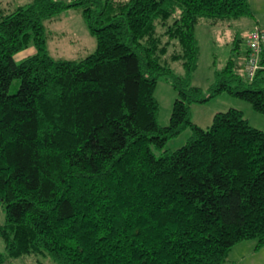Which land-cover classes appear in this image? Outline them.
Here are the masks:
<instances>
[{"label": "trees", "instance_id": "trees-1", "mask_svg": "<svg viewBox=\"0 0 264 264\" xmlns=\"http://www.w3.org/2000/svg\"><path fill=\"white\" fill-rule=\"evenodd\" d=\"M70 8L81 10L96 47L78 61L56 60L45 23ZM251 17L248 0H33L0 9V264L22 256L232 264L238 243L263 248L264 131L235 108L202 129L189 109L225 93L264 115V71L246 78L247 49L214 72L208 95L191 85L196 26ZM29 46L34 53L15 62ZM170 47L182 76L162 60ZM160 78L177 93L165 126L154 97ZM187 128L184 146L164 149Z\"/></svg>", "mask_w": 264, "mask_h": 264}, {"label": "rangeland", "instance_id": "rangeland-1", "mask_svg": "<svg viewBox=\"0 0 264 264\" xmlns=\"http://www.w3.org/2000/svg\"><path fill=\"white\" fill-rule=\"evenodd\" d=\"M33 0H0V9L2 11H13L20 5H28ZM69 2L71 0H63ZM255 18H241L237 21L216 26H209L207 23L201 22L196 26L195 35L198 41L199 53L197 68L192 74L191 85L198 87L205 95H208V89L214 82V72L224 67L228 58L234 57L233 39L236 36L240 38L243 31H247L253 21H259L263 26V22L259 19L264 17V0H250ZM254 18V19H253ZM46 25V41L49 55L56 60H74L78 61L94 52L96 40L90 34L86 24L82 18L81 10L78 8H70L63 10L55 19L45 23ZM248 30V31H250ZM247 31V32H248ZM246 32V33H247ZM245 33V34H246ZM244 34V35H245ZM244 38V37H243ZM241 39V38H240ZM241 49L244 43H240ZM34 47L29 46L16 53L13 56L15 62L19 63L27 56L34 53ZM173 48L168 49V54L162 60H168V65L177 76L184 74L181 62L169 60V55ZM244 51V50H243ZM243 55V54H242ZM19 80H14L9 88V93L14 94L19 87ZM154 97L158 102L157 123L165 126L169 122L171 109L177 93L173 89L171 83L160 78L154 89ZM230 108L239 109L249 124L256 129L264 131V115L257 113L252 109L250 104L241 99L229 96L225 93L219 94L211 98L205 103H192L189 106L191 121L201 127L208 129L212 123V118L217 112H224ZM191 137V130L185 129L178 136L169 139L164 149L176 150L184 146ZM158 156L159 151H155ZM4 222V213L0 207V225ZM254 240L242 241L235 245L229 255L228 260L242 261L245 264L254 263L253 260L262 259L264 262V254L259 253L250 259L254 250ZM3 252V245L0 241V253ZM250 259V260H249ZM40 263H37V261ZM4 264H52L48 259L42 256H22Z\"/></svg>", "mask_w": 264, "mask_h": 264}, {"label": "built area", "instance_id": "built-area-1", "mask_svg": "<svg viewBox=\"0 0 264 264\" xmlns=\"http://www.w3.org/2000/svg\"><path fill=\"white\" fill-rule=\"evenodd\" d=\"M247 53L244 58L243 72L249 80L258 71H264V26H255L244 35Z\"/></svg>", "mask_w": 264, "mask_h": 264}, {"label": "crops", "instance_id": "crops-1", "mask_svg": "<svg viewBox=\"0 0 264 264\" xmlns=\"http://www.w3.org/2000/svg\"><path fill=\"white\" fill-rule=\"evenodd\" d=\"M249 1V4H250V8H251V11H252V14H253V17L255 18V14H254V12H253V9H252V3H251V1L250 0H248ZM253 18V19H254ZM259 19L261 20V22H263V26H264V17L263 18H261L260 17V15H259ZM254 24H258V25H261L260 23H259V21H253L252 23H251V25H250V27H249V29L248 30H250L251 29V27L254 25ZM247 30V31H248ZM247 31H243V33H242V35H241V38H243L244 37V34L247 32ZM236 37V36H235ZM235 37H234V39H235ZM234 39H233V41H234ZM245 41V40H244ZM243 40H242V42H240V43H244V48H242L241 49V47H240V43L238 44V46H237V50L235 51L236 53V57L238 58V57H240L242 54H244L245 53V50H246V45H245V42H244ZM234 44V43H233ZM244 50V51H243ZM263 55H264V46H263ZM241 243V242H240ZM255 245V244H254ZM233 248V247H232ZM231 248V249H232ZM254 248V247H253ZM231 251V250H230ZM230 251H229V253H230ZM229 253H228V255H229ZM259 253H263L264 254V247L263 248H261V249H259V250H253V252H252V255L250 256L251 258L250 259H252L253 257H255L257 254H259ZM249 259V260H250ZM232 264H245L244 262H242V261H232V260H229ZM253 262L254 263H252V264H264V262H262V259H257V260H253Z\"/></svg>", "mask_w": 264, "mask_h": 264}]
</instances>
